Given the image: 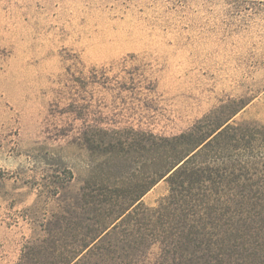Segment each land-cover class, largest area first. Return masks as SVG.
Returning <instances> with one entry per match:
<instances>
[{"label": "rangeland", "instance_id": "obj_1", "mask_svg": "<svg viewBox=\"0 0 264 264\" xmlns=\"http://www.w3.org/2000/svg\"><path fill=\"white\" fill-rule=\"evenodd\" d=\"M239 99L232 120L264 124V0H0V264H54L93 214L86 182L145 175L131 130L177 135Z\"/></svg>", "mask_w": 264, "mask_h": 264}, {"label": "trees", "instance_id": "obj_2", "mask_svg": "<svg viewBox=\"0 0 264 264\" xmlns=\"http://www.w3.org/2000/svg\"><path fill=\"white\" fill-rule=\"evenodd\" d=\"M233 104L177 135L131 130L130 143L140 136L158 161L127 186L86 182L82 199L93 214L65 226V250L51 241L54 264H264V124L234 122L244 104L231 112ZM162 179L167 194L147 206L143 196Z\"/></svg>", "mask_w": 264, "mask_h": 264}]
</instances>
